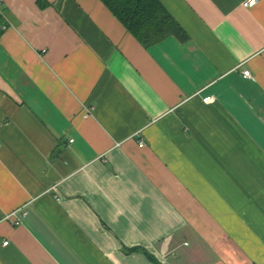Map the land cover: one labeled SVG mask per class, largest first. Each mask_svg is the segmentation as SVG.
Wrapping results in <instances>:
<instances>
[{
  "label": "crops",
  "instance_id": "obj_1",
  "mask_svg": "<svg viewBox=\"0 0 264 264\" xmlns=\"http://www.w3.org/2000/svg\"><path fill=\"white\" fill-rule=\"evenodd\" d=\"M158 1L1 0L0 264H264V0Z\"/></svg>",
  "mask_w": 264,
  "mask_h": 264
},
{
  "label": "trees",
  "instance_id": "obj_2",
  "mask_svg": "<svg viewBox=\"0 0 264 264\" xmlns=\"http://www.w3.org/2000/svg\"><path fill=\"white\" fill-rule=\"evenodd\" d=\"M101 1L143 46L154 44L168 35H175L181 40L186 38L158 0ZM1 21L0 15V23L3 22ZM148 256L157 262L152 256Z\"/></svg>",
  "mask_w": 264,
  "mask_h": 264
},
{
  "label": "built area",
  "instance_id": "obj_3",
  "mask_svg": "<svg viewBox=\"0 0 264 264\" xmlns=\"http://www.w3.org/2000/svg\"><path fill=\"white\" fill-rule=\"evenodd\" d=\"M259 0H243L242 4L245 6V7H253L254 5L257 4ZM0 3H1V0H0ZM243 76L244 77H250L251 73H250V70L248 69H244L243 72H242ZM205 101L209 100V97H206L204 98ZM143 143L140 142L139 143V146H142ZM25 212H23L24 214ZM12 214H15V212H13ZM17 222V221H16ZM7 244V241H4L3 242V245H6Z\"/></svg>",
  "mask_w": 264,
  "mask_h": 264
}]
</instances>
